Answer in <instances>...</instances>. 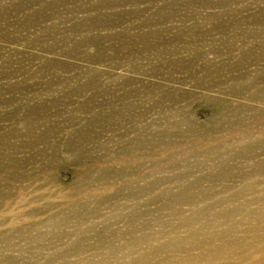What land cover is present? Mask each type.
<instances>
[{
  "label": "rangeland",
  "instance_id": "1",
  "mask_svg": "<svg viewBox=\"0 0 264 264\" xmlns=\"http://www.w3.org/2000/svg\"><path fill=\"white\" fill-rule=\"evenodd\" d=\"M262 213L264 0H0V264H264Z\"/></svg>",
  "mask_w": 264,
  "mask_h": 264
},
{
  "label": "bare ground",
  "instance_id": "2",
  "mask_svg": "<svg viewBox=\"0 0 264 264\" xmlns=\"http://www.w3.org/2000/svg\"><path fill=\"white\" fill-rule=\"evenodd\" d=\"M225 213V212H224ZM264 213H262V215H263ZM222 217V212L220 213V216H219V218H221ZM228 217V216H227ZM207 229V228H206ZM241 230V229H240ZM202 233H206V234H202ZM208 233V234H207ZM225 233L226 232H222V233H218L217 235H219V236H224L225 235ZM236 233V232H235ZM213 234H215V232H209V231H207V232H205V231H203V230H200V231H196V230H193V231H191V230H189L188 232H187V236L184 238V240L185 241H188V242H190V243H194L195 242V240L196 239H198L200 236H202L204 239L202 240V242L203 241H206L208 244L209 243H212V242H214V241H221V240H224L223 238H218V237H216L215 235H213ZM258 240V239H257ZM261 240V239H260ZM229 242V245L230 246H237V247H239V248H242V247H244L242 244H240L236 239H234V240H229L228 241ZM181 244H179V246H180ZM245 245V244H244ZM225 248V247H224ZM226 249V248H225ZM200 253H201V258H203L202 260L203 261H208V260H214L213 258H216L217 256H215L216 254H218V252L214 249V247H207L206 249H204V246L202 245L201 247H200ZM246 251V250H245ZM157 252V251H156ZM246 253H247V251H246ZM157 255V254H156ZM227 255H229L230 256V254L229 253H227ZM218 258V257H217ZM203 264H206V263H204L203 262ZM215 264V263H214ZM251 264H260V262L258 261H256V260H254Z\"/></svg>",
  "mask_w": 264,
  "mask_h": 264
}]
</instances>
